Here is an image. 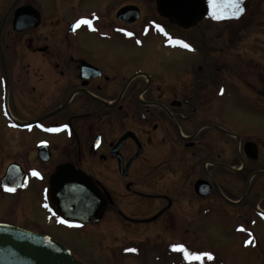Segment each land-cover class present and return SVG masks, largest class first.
<instances>
[{
    "label": "flooded vegetation",
    "instance_id": "obj_1",
    "mask_svg": "<svg viewBox=\"0 0 264 264\" xmlns=\"http://www.w3.org/2000/svg\"><path fill=\"white\" fill-rule=\"evenodd\" d=\"M132 1L0 0V122L15 134L10 148L0 143L12 158L0 205L14 212L0 223L48 236L83 264L93 263L70 232L98 248L100 235L127 239L105 254L111 262L190 264L173 245L196 253L208 206H247L254 178L264 188V9L243 0L234 17L232 0H217L216 19L207 0L204 19L182 28L156 0ZM161 51L175 54L166 73ZM14 94L38 115L17 118ZM245 106L252 131L217 120ZM11 165L14 191L1 185ZM62 193L86 221L54 214L50 198Z\"/></svg>",
    "mask_w": 264,
    "mask_h": 264
},
{
    "label": "rangeland",
    "instance_id": "obj_2",
    "mask_svg": "<svg viewBox=\"0 0 264 264\" xmlns=\"http://www.w3.org/2000/svg\"><path fill=\"white\" fill-rule=\"evenodd\" d=\"M102 4L103 0H71L70 4H73V8H91L94 4ZM133 0L132 2H135ZM260 1V9H264V0ZM148 7V6H147ZM263 20L264 17L260 19ZM204 24V22L202 23ZM175 56V54H167L165 51H161L158 58L164 62L162 73L172 69L171 64L167 62L169 56ZM260 56H263V50L260 48ZM11 108L14 115L22 120H31L38 114L24 105L22 97H18V94H14L11 97ZM249 109L245 107H236L235 110L227 112V116L223 119L220 117L217 119L223 121L232 129L243 131H252L253 118L248 116ZM243 116V123L237 121L238 116ZM4 121V119H3ZM10 128L3 125L1 128L0 122V143L7 147L12 146V142L15 134H13ZM12 158L0 157V174L4 167L10 162ZM260 178H254L252 182L256 185L255 190L250 192L249 202L247 206H240L239 209L230 208L224 209L226 206H208L203 218L204 225L198 231L201 232L196 237L194 243L199 245L196 248V253L204 254L210 253L213 264H264V214H258L256 211V205L264 213V188L260 187ZM253 184V185H254ZM256 201V203H255ZM258 203V204H257ZM7 206L0 205V218H4L7 213ZM9 216L13 215V208L8 211ZM108 227L107 225H105ZM109 228V227H108ZM110 230V229H109ZM69 234L74 236V242L77 244L75 248L81 250L84 254L92 260L91 263H95L98 260L102 264H140V261L135 262L126 260L120 262L118 260L110 259L105 255H109L113 250L119 248L122 243L127 239L118 240L117 238H109L106 235H100L97 237V244L100 245V249L97 247L92 237L87 236L84 233L83 237H75L77 234L70 232ZM166 237V236H165ZM164 237V238H165ZM106 238H108L106 240ZM163 238V239H164ZM167 240V239H165ZM154 242L153 240H149ZM83 249V250H82ZM94 259V260H93ZM133 258H129L130 260ZM166 260V259H165ZM97 261V262H98ZM209 258L204 256L202 260L190 261V264H203L208 263ZM158 264V263H149Z\"/></svg>",
    "mask_w": 264,
    "mask_h": 264
},
{
    "label": "water",
    "instance_id": "obj_3",
    "mask_svg": "<svg viewBox=\"0 0 264 264\" xmlns=\"http://www.w3.org/2000/svg\"><path fill=\"white\" fill-rule=\"evenodd\" d=\"M159 14L168 19L172 24L182 28H191L199 24L208 14L209 6L207 0H156ZM133 7L123 9L119 15L126 13ZM15 27L18 24L15 23ZM29 23L25 24V28ZM23 28V29H25ZM16 165L8 168L7 174L2 179L1 185H11L13 182L12 175ZM21 170V169H20ZM63 168H59L52 179V186L60 182ZM20 183L24 179L22 171L19 174ZM23 178V179H22ZM13 181V182H11ZM19 187V186H17ZM68 193H62L61 202L50 198V207L55 215H60L68 224L73 225L77 221L84 222L85 217L89 214L79 215L78 209L85 211L83 207L73 205V203H63ZM56 195V194H55ZM102 213V210L100 209ZM85 216V217H84ZM101 215H99L100 217ZM0 264H83L77 262L71 252L61 243L52 238L33 233L12 225L0 224Z\"/></svg>",
    "mask_w": 264,
    "mask_h": 264
},
{
    "label": "snow or ice",
    "instance_id": "obj_4",
    "mask_svg": "<svg viewBox=\"0 0 264 264\" xmlns=\"http://www.w3.org/2000/svg\"><path fill=\"white\" fill-rule=\"evenodd\" d=\"M209 3L211 4L212 8H213V12L212 15L214 18L216 19H220L222 18V14H220L218 11H216V9H218L220 7V5L217 3V0H209ZM232 6L236 9L235 11H233L231 13L232 16H238L239 14H241L243 12V0H232ZM80 23L83 24H88L90 23L88 20H81ZM129 35H131V33H129ZM175 43L178 44H182L184 47H190V45L184 44L183 41H175ZM34 175H39V173L34 172ZM6 190L9 191H14V188H10L8 187V185H5ZM173 249L176 251H182L185 254V258L189 261H194V260H202L204 256H207L209 259L212 258L210 253H204V254H200V253H194V252H189L186 248H184L183 245H173ZM132 251H135V249H132Z\"/></svg>",
    "mask_w": 264,
    "mask_h": 264
}]
</instances>
